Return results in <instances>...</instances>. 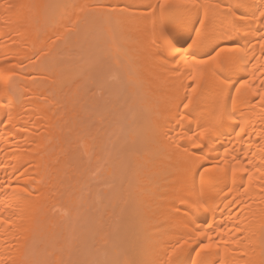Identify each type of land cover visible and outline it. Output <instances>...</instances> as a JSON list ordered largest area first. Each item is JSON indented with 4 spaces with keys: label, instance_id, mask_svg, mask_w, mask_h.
Returning a JSON list of instances; mask_svg holds the SVG:
<instances>
[{
    "label": "bare ground",
    "instance_id": "obj_1",
    "mask_svg": "<svg viewBox=\"0 0 264 264\" xmlns=\"http://www.w3.org/2000/svg\"><path fill=\"white\" fill-rule=\"evenodd\" d=\"M163 2L0 0V264H264V176L255 172L264 171V25L251 22L261 0H197L207 32L230 37L197 59L216 44L238 49L222 54L238 63L215 76L173 48L195 38L205 9L162 11ZM197 68L208 84L193 94ZM95 100L110 101V113L86 112ZM232 165L255 172L252 185L244 172L216 171ZM97 174L112 186L103 197ZM209 224L217 248L197 256L190 242L172 255Z\"/></svg>",
    "mask_w": 264,
    "mask_h": 264
},
{
    "label": "snow or ice",
    "instance_id": "obj_2",
    "mask_svg": "<svg viewBox=\"0 0 264 264\" xmlns=\"http://www.w3.org/2000/svg\"><path fill=\"white\" fill-rule=\"evenodd\" d=\"M158 7L161 8L162 11H172L175 8H180L185 13L191 15L196 14L199 15V12L201 9H205L203 14V19L197 20V23L199 24V29L194 28L193 31L195 32V38L190 40V43H188L185 46L177 47L173 45V48L175 49V53L179 54V60L185 61V63L188 62L190 59L192 61L193 66H208V72H210L213 76H215L217 73L222 74V69L226 68L228 66H233L236 63H238V58L233 55L223 56L224 53H234L237 52L238 49L236 48H229L224 47L220 44H216L214 47H212L211 51L205 54V58L197 59V56L199 55V50L201 47L207 46L209 43H211L215 39H230L229 36L224 35L221 37H214L211 36L206 29V21L208 20V11L207 6L205 4H199L197 3V0H164L163 4L158 5ZM258 12V16H257ZM232 16H235V13H230ZM239 20L242 22L241 26L249 24V17L247 14L240 15ZM251 22L255 23L258 22L261 25H264V0H261L260 5L257 7L256 11L251 13ZM258 44L262 50H264V33H262L258 38ZM191 80L193 83L189 85L191 87L192 93L195 94L197 92V89L201 87V83L203 81L204 86L207 87L208 81L205 80V73L204 71H201L199 68L196 70V75L191 76ZM261 85H264V80L260 81ZM248 84V81L245 80L241 87H244ZM237 92H239V89H237ZM198 102V97L195 98ZM258 99L261 103H264V92L258 94ZM194 103V98H188V102L183 105L184 108H189ZM224 113L222 110V104L220 106V111L218 113L219 118L224 117ZM215 125H211L209 129H206V131L213 130ZM244 129L241 127L240 132H243ZM202 135V134H201ZM239 135V133H238ZM195 143V140L193 141ZM234 159V158H233ZM226 165L228 164L227 161L224 162ZM248 164H252V161H247ZM237 164H239V161H237ZM231 171V175L233 180L236 177L237 172H244L246 173V178L248 181V185H252L253 179L255 176V172H259L261 176H264V171H261V169L256 168L255 172H249L246 167H237L236 165H232L229 167H221L219 169H216V171L220 173H227L228 171ZM205 171H212V169H205ZM202 181L204 177H201ZM243 180L244 177H241ZM209 183H214L215 178L209 176L208 177ZM241 187H245V185L241 184ZM194 207L202 206L194 204ZM212 229V225L209 224L207 228H193L189 234V239H185L183 243H177V246L173 248L172 255L176 256L181 249H184L186 245H189L191 242L192 244H197L199 247V252H197V256L200 255V252L205 251H211L214 248H217V244H213L212 240L213 237L208 234L209 230ZM222 231V229H221ZM237 231H240L239 228H237ZM219 235V234H218ZM221 240H223V237H220ZM206 241V242H205ZM198 242V243H197ZM224 243H227V241H224ZM2 257H0V262H2ZM172 264H179V260L172 261ZM201 264H204V262H201Z\"/></svg>",
    "mask_w": 264,
    "mask_h": 264
},
{
    "label": "rangeland",
    "instance_id": "obj_3",
    "mask_svg": "<svg viewBox=\"0 0 264 264\" xmlns=\"http://www.w3.org/2000/svg\"><path fill=\"white\" fill-rule=\"evenodd\" d=\"M80 46L82 47V46H83V43H82ZM70 54H71V53H70ZM70 54H69V55H70ZM103 70H104V71H110L111 69H109V70H108V69H106V70L103 69ZM103 70H102V72L100 71V73L103 74V72H104ZM96 72H97V73H96ZM96 72H95V74H96V76L98 77V75H99V74H98L99 71H96ZM104 73H105V72H104ZM97 74H98V75H97ZM88 97H89V96H88ZM95 101L97 102L98 100H95ZM106 102H107V101H106ZM106 102H105V101L103 102V101L101 100V101L99 102L100 104L97 102L98 105H94V106H93V105L91 104V103H93V101H92V102H89V101H88V102H86V104H88V105L90 104V105H91V108L89 107L90 105H89V106L86 105V110H87V111H86V110H85V111H86V112H89V113H92V117H94L93 114H95V113L99 114L98 112L103 113V112L105 111L106 108L109 109V108H108V105H109V103L111 104V102H110V101H109V103L107 102V105H106ZM97 103H96V104H97ZM102 105H103V106H102ZM96 106H97V107H96ZM92 107H93V108H92ZM109 107H110V105H109ZM87 108H88V109H87ZM100 108H101V109H100ZM95 109H96V110H95ZM102 109H103L104 111H103ZM107 109H106V111L104 112V113H106V114L110 113V110H109V112H108ZM119 109H120V108H119ZM121 109H122V107H121ZM121 109H120L119 112H121ZM123 109H124V108H123ZM123 109H122V110H123ZM91 110H92V112H91ZM101 110H102V111H101ZM123 111H124V110H123ZM93 112H94V113H93ZM119 112H118V113H119ZM89 113H88V114L85 113V114H86V115H85L86 120H85V118H84V119H83L84 122L88 121V119L90 120L89 117L87 118V115L89 116ZM104 113H103L102 115H105ZM124 113H125V112H124ZM124 113H122V114L120 113V114H118V115H119V116L122 115V119H123V117L126 118V117H127V116H126V115H127V112H126L125 115H124ZM119 116H118V117H119ZM92 117H91V119H92ZM95 117L99 118L98 116H95ZM118 117H117V118H118ZM93 119H94V118H93ZM93 119H92L91 123L93 122V123H92V126H94V128H93V127H92V128H93V129H96V127H97V129H98V131H99L98 125L101 124V123H100V122H97L96 119L93 121ZM118 119H119V118H118ZM105 120H106V119H105ZM98 121H99V120H98ZM84 122H83V123H84ZM118 122H119V121H118ZM89 123H90V121H89ZM98 123H99V124H98ZM119 123L122 124V122H119ZM119 123H118V125H119ZM86 124L88 125L87 122H86ZM95 124H96V125H95ZM100 126H101V125H100ZM121 126H122V125H121ZM88 127H90V125H89ZM113 127H114V126H113ZM92 128H90V129H92ZM116 128H117V125H116V127L114 128V130L111 131V133H109V135L111 136V138H110V136L107 135L110 139H109L108 143H106V145H108V146H106V148L103 149L104 152L107 153V154H108V152H111V153H112L113 150H112V148L110 149V146L112 147V145L116 142L115 139L118 138L117 134L119 135V133H117L118 129H116ZM120 128H121V127H120ZM93 129H92V130H93ZM121 129H122V128H121ZM121 129H120V130H121ZM114 131H115V132H114ZM112 133H113V134H112ZM113 137H114V138H113ZM112 138H113L115 141H114V140L112 141ZM113 142H114V143H113ZM114 146H115V145H113V147H114ZM107 147H108V148H107ZM108 149H109V150H108ZM111 150H112V151H111ZM108 155H109V154H108ZM110 155H111V154H110ZM97 176H99V178L97 177L98 179H94V181H93V182H95V184H97V185H96L97 187H98V186L101 187L102 185L104 186V185L106 184L107 187H106V185L104 186V187H106V191H107V189H110V188H108L109 186L112 187L111 184H109L107 181L104 180V177L102 176V174H99V175L97 174ZM100 176H102L103 179H102ZM93 178H95V177L93 176ZM92 180H93V179H92ZM95 180H96V181H95ZM101 181H103V182H101ZM99 182H100V183H99ZM104 182H106V183H104ZM103 183H104V184H103ZM103 186H102L101 188L98 187V189H97L98 192H100L99 195L101 194V192H103V189H105V188H103ZM86 191L88 192V190H86ZM109 191H110V190H109ZM109 191H107V192H109ZM89 194H90V192H89ZM109 194H110V193H109ZM100 196L103 197V195H100ZM107 197H108V196H107ZM107 197H106V198H107ZM106 198H105V199H106ZM105 199H104V200H105ZM90 205H91V204H90ZM91 206H95V205H91ZM91 206H90V207L87 206V207L90 208V211H88V208H87L86 206H83V207L86 209L85 213L87 214V213L91 212V213L94 214V216H95V213H96V212L94 211V209H92ZM84 208H83V210H85ZM91 210H92V211H91ZM87 211H88V212H87ZM86 214H84V216H82L83 218H82V220H81V223L79 224V226L81 225V226H80L81 229H82L83 227L85 228V225H87V223L90 222V220H89V221H85L86 223L84 222V218L87 217ZM96 214H97V213H96ZM96 216H97V215H96ZM82 222H84V224H85L83 227H82ZM88 224H90V223H88ZM87 227H89V226H87ZM79 230H80V228H79ZM85 230H86V231H85ZM85 230H83V231L88 232V234H89V231H88L89 228H85ZM79 232H80V233H79ZM79 232H78V234H80V236H79V235L77 236L78 239H82V238H84V237H85V236H84L85 232L82 233V230H80ZM85 235H86V234H85ZM87 236H88V235H87ZM70 239H71V238H70ZM73 239H74V238H73ZM73 239H71V240H73ZM70 242H71L73 245L76 243V245H77L78 250L80 251V253H81V250H82L81 247H83V250H85L84 246H81V247H80L81 242H82L81 240H76V242H75V241H70ZM71 243H69V244H71ZM72 244L70 245L71 247L69 246V247H70V248L68 249L69 251H71V248L73 247ZM82 245H83V243H82ZM78 250H77V254L80 255V253H78V252H79ZM83 250H82V251H83ZM87 250H88V252H87ZM70 253H71V252H70ZM85 253L88 254V255H87V258H88V256L91 257L89 249H86V250H85ZM92 256H93V255H92ZM91 258H92V257H91ZM93 258L96 259L94 256H93ZM88 259H89V258H88ZM94 259H92V260H94ZM86 260H87V259H86ZM86 260L83 259V261L81 262V264H88L89 262L86 261ZM93 262H94V261H92V263H93ZM90 263H91V262H90ZM92 263H91V264H92Z\"/></svg>",
    "mask_w": 264,
    "mask_h": 264
}]
</instances>
